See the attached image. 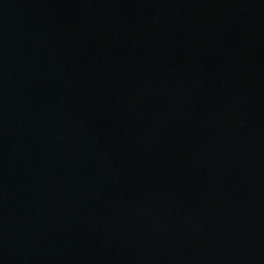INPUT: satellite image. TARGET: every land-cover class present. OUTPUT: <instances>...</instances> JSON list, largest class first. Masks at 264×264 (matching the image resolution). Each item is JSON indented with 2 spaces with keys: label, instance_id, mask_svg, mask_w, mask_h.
Listing matches in <instances>:
<instances>
[{
  "label": "water",
  "instance_id": "water-1",
  "mask_svg": "<svg viewBox=\"0 0 264 264\" xmlns=\"http://www.w3.org/2000/svg\"><path fill=\"white\" fill-rule=\"evenodd\" d=\"M0 264H264V0H0Z\"/></svg>",
  "mask_w": 264,
  "mask_h": 264
}]
</instances>
